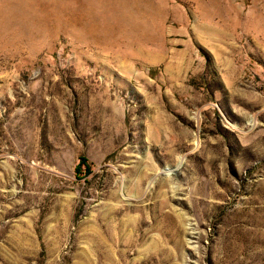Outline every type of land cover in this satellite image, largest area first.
I'll return each mask as SVG.
<instances>
[{
    "label": "rangeland",
    "instance_id": "rangeland-1",
    "mask_svg": "<svg viewBox=\"0 0 264 264\" xmlns=\"http://www.w3.org/2000/svg\"><path fill=\"white\" fill-rule=\"evenodd\" d=\"M0 264H264V0H0Z\"/></svg>",
    "mask_w": 264,
    "mask_h": 264
},
{
    "label": "trees",
    "instance_id": "trees-1",
    "mask_svg": "<svg viewBox=\"0 0 264 264\" xmlns=\"http://www.w3.org/2000/svg\"><path fill=\"white\" fill-rule=\"evenodd\" d=\"M86 160L84 158H80V162L76 167V171H78V168H80L82 166V169L84 171L83 174L89 173V167L87 164H85Z\"/></svg>",
    "mask_w": 264,
    "mask_h": 264
}]
</instances>
